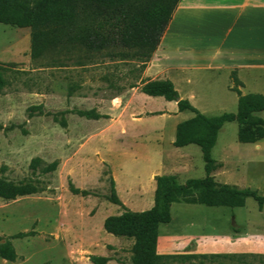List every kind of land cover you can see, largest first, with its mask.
Segmentation results:
<instances>
[{
	"label": "rangeland",
	"instance_id": "rangeland-1",
	"mask_svg": "<svg viewBox=\"0 0 264 264\" xmlns=\"http://www.w3.org/2000/svg\"><path fill=\"white\" fill-rule=\"evenodd\" d=\"M97 61L90 63L79 49L60 47L33 59L30 27L0 22L6 81L0 91V180L31 191L0 197V245L8 240L16 252L14 260L0 256V264H93L91 255L109 257L106 264H131L134 238L103 228L107 216L123 212L108 199L111 178L122 203L140 211L154 202L147 180L151 171L161 175L173 168L180 183L206 175L198 145L173 144L176 124L193 113L141 92L140 61ZM194 79L195 97L189 101L201 112L237 110L227 74L205 72ZM250 84L242 88L244 94L255 90ZM175 88L184 92L179 83ZM129 90L139 93L124 110L117 97L125 99ZM88 111L103 116L93 118ZM258 115L264 118V111ZM237 129L233 120L219 130L211 153L226 166L217 169L215 180L264 195V162H256L260 154L254 143L237 139ZM233 230L242 243H250L246 249L198 250ZM159 233L183 246L157 264H264V205L253 197L242 206L173 202L171 220L159 225Z\"/></svg>",
	"mask_w": 264,
	"mask_h": 264
},
{
	"label": "trees",
	"instance_id": "trees-1",
	"mask_svg": "<svg viewBox=\"0 0 264 264\" xmlns=\"http://www.w3.org/2000/svg\"><path fill=\"white\" fill-rule=\"evenodd\" d=\"M179 0H0V22L30 27V56L39 58L58 47L79 49L90 63L97 58L110 60L136 59L144 68L157 49ZM79 65L85 63L78 59ZM5 65L0 64V91L6 84ZM231 87L238 96L237 110L207 115L187 98H181L170 79L142 81L140 91L150 96H162L176 101L178 111H190L193 116L175 127V146L196 144L200 147L206 175L180 183L175 175H155L154 205L146 210L127 208L117 195L115 181L110 180L108 199L121 205L123 212L109 215L103 228L116 236L134 238L131 264H157L169 255L156 251L159 225L171 220L172 202L183 201L208 206H242L247 197L264 205V195L250 188L215 180L213 171L221 163L212 157L219 130L225 122L238 123L237 139L253 143L264 136V94H242L236 72H231ZM136 85H130L135 87ZM93 118L103 115L88 111ZM58 162L51 163L55 168ZM75 192V187H71ZM31 191L0 180V197L14 199ZM206 256L205 254H202ZM217 255V254H213ZM0 256L14 260L16 252L10 241L0 245ZM191 256V255H188ZM93 264H106L107 256L91 255Z\"/></svg>",
	"mask_w": 264,
	"mask_h": 264
},
{
	"label": "crops",
	"instance_id": "crops-1",
	"mask_svg": "<svg viewBox=\"0 0 264 264\" xmlns=\"http://www.w3.org/2000/svg\"><path fill=\"white\" fill-rule=\"evenodd\" d=\"M232 71L236 72L241 82L238 88L242 94V88L246 87L247 82L255 89L247 93L264 94V0H179L157 49L143 69L141 81L170 79L175 87L177 83L183 86L184 92L179 96L192 101L195 97L192 89L194 77L205 72L213 75L224 72L230 79L227 88L236 95L233 100L238 101L237 93L231 88ZM142 84L139 82L137 88ZM128 92L129 96L125 99L126 95L117 97L124 110L130 108L132 96L139 93L130 90ZM165 103L172 107L177 106L176 101L166 100ZM131 111L134 109L129 110ZM139 118L134 117L133 121L136 122ZM253 143L254 149L260 154V160L256 162L262 164L264 136ZM218 162L221 166H226L225 160ZM217 169L213 171L214 178L219 172ZM170 171L172 172L164 175L178 176L173 168ZM155 175L158 174L151 171L147 177L154 191ZM150 205L153 206L154 202ZM236 236L237 231L233 230L232 234H226L222 238H210L205 245H200L198 250L233 252L241 248L246 249L250 243H242ZM181 246L183 245L177 243L176 237L169 234L160 235L158 232L157 253L175 252Z\"/></svg>",
	"mask_w": 264,
	"mask_h": 264
}]
</instances>
